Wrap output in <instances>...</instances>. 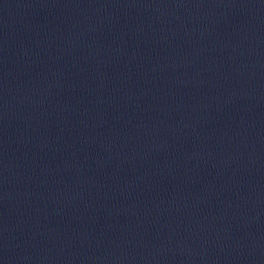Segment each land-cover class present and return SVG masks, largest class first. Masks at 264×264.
I'll list each match as a JSON object with an SVG mask.
<instances>
[{
  "label": "water",
  "instance_id": "water-1",
  "mask_svg": "<svg viewBox=\"0 0 264 264\" xmlns=\"http://www.w3.org/2000/svg\"><path fill=\"white\" fill-rule=\"evenodd\" d=\"M0 264H264V0H0Z\"/></svg>",
  "mask_w": 264,
  "mask_h": 264
}]
</instances>
